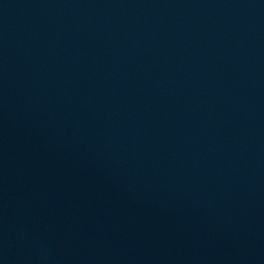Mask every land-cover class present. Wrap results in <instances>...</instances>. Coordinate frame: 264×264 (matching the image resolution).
Here are the masks:
<instances>
[{
	"label": "water",
	"instance_id": "water-1",
	"mask_svg": "<svg viewBox=\"0 0 264 264\" xmlns=\"http://www.w3.org/2000/svg\"><path fill=\"white\" fill-rule=\"evenodd\" d=\"M0 264H264V0H0Z\"/></svg>",
	"mask_w": 264,
	"mask_h": 264
}]
</instances>
